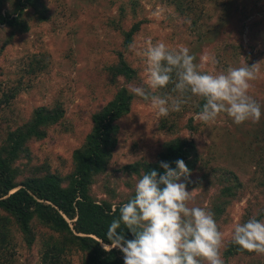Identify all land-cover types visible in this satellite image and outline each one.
<instances>
[{
	"label": "rangeland",
	"instance_id": "rangeland-1",
	"mask_svg": "<svg viewBox=\"0 0 264 264\" xmlns=\"http://www.w3.org/2000/svg\"><path fill=\"white\" fill-rule=\"evenodd\" d=\"M51 15L45 22L27 16L25 33L0 26V145L7 133L25 123L38 106L61 105L62 120L48 129L43 140L29 143V157L18 165L22 181L36 169L64 177L74 168L73 155L90 133L92 115L110 101L117 87L109 82L107 67L117 63L122 52L138 76L131 82L119 78V86H145L144 50L150 38L169 49H189L200 71L213 75L229 67L256 65V79L248 95L261 107L259 122L235 124L224 112L207 123L195 112L201 97L192 96L178 112L157 116L150 101L132 104L118 123V144L107 170L95 177L91 191L97 199L116 204L134 193L139 179L123 172L124 165L138 160H155L161 143L177 136L196 142L201 159L215 173L234 172L242 182L236 199L216 222L222 233L220 256L224 264H264V254L241 253L225 261L224 251L237 224L246 219L264 220V0H45ZM182 10V11H181ZM140 30L130 45H124L122 30L136 23ZM206 58V59H204ZM14 94V97H11ZM154 94L171 95L166 89ZM177 95V94H176ZM175 95V96H176ZM11 97L9 100H5ZM141 98V99H140ZM193 116L195 128L187 126ZM166 124L170 131L163 128ZM37 170V172H38ZM206 187V189L204 188ZM186 190L192 193L189 206L209 211L215 184ZM217 193V192H216ZM71 221V220H69ZM14 244L10 264H42L48 240L59 243L61 236L42 223H33L31 246L12 226ZM57 240V241H56ZM107 247V245H105ZM61 259L83 264L84 253L66 246Z\"/></svg>",
	"mask_w": 264,
	"mask_h": 264
},
{
	"label": "trees",
	"instance_id": "trees-1",
	"mask_svg": "<svg viewBox=\"0 0 264 264\" xmlns=\"http://www.w3.org/2000/svg\"><path fill=\"white\" fill-rule=\"evenodd\" d=\"M182 11V10H181ZM32 16L38 22H45L51 15L45 0H0V26L6 25L12 30L25 33L30 25L27 16ZM141 23H134L130 29L122 30L124 45L129 46L134 35L140 30ZM117 63L107 67L109 82L117 87L114 97L92 115L93 126L85 142L74 151V168L70 175L64 177L46 169H36L32 174L18 182L22 174L18 160L29 157V143L43 140L48 135V129L59 123L65 115L61 105H41L34 109L30 118L22 125L10 130L0 145V264H10L14 244L12 226L19 230L28 246L35 241L33 223L37 221L61 236L59 243L48 240L42 264H67L61 259L66 246L76 247L84 253L83 264H124L123 253L118 248L105 250V245L111 242L107 238V230L113 219L119 215V207L131 196L116 204L109 199H97L91 184L96 176L103 174L113 157L118 144L120 126L118 121L128 114L133 102L138 98L129 89L119 86V78L131 82L138 76L137 70L125 59L122 52L118 53ZM175 78V77H173ZM173 84L165 88L168 93ZM14 97V94L11 96ZM7 97L5 100H9ZM141 99V98H140ZM139 101H146L141 99ZM205 101L200 98L196 103L198 114ZM187 126L195 128L193 116ZM163 128L170 131L163 124ZM182 159L190 170V176L181 178V183L193 189L215 184L213 205L209 211L217 222L227 207L236 199L242 182L234 172L228 176L215 173L217 168L208 167L201 159L197 144L187 137L177 136L161 143L155 160H138L124 165L123 172L135 173L157 170L163 174L160 162H167L175 168V161ZM38 170V172H37ZM206 189V187H204ZM217 192V193H216ZM258 215L256 219L260 220ZM71 220V221H69ZM247 221L249 219H246ZM127 239H133L131 232L123 229ZM57 241V240H56ZM225 261L241 253L254 254L241 250L232 240L225 251ZM202 264L205 262L202 261Z\"/></svg>",
	"mask_w": 264,
	"mask_h": 264
},
{
	"label": "clouds",
	"instance_id": "clouds-1",
	"mask_svg": "<svg viewBox=\"0 0 264 264\" xmlns=\"http://www.w3.org/2000/svg\"><path fill=\"white\" fill-rule=\"evenodd\" d=\"M144 50L145 86H129L132 95L150 101L157 116L178 112L192 96L205 101L198 113L205 123L221 112L235 124L259 122L261 107L248 95L250 81L256 79V65L229 67L217 75L200 71L202 65L186 47L169 49L163 42L153 44L149 38ZM130 48L133 45L129 46ZM206 59V58H204ZM175 77V78H173ZM174 86L176 96L156 95V89ZM173 168L160 162L163 174L153 169L141 172L134 186V194L119 207V215L107 230L111 242L106 251L118 248L124 264H224L220 256L222 233L214 215L199 206H189L192 193L181 178L190 176L186 163L180 159ZM123 229L131 232L127 239ZM232 242L241 250L264 254V220L251 218L237 224Z\"/></svg>",
	"mask_w": 264,
	"mask_h": 264
}]
</instances>
